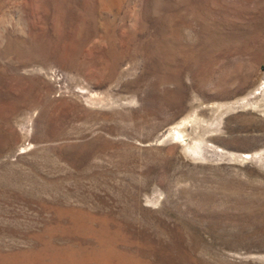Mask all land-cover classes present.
Segmentation results:
<instances>
[{
	"label": "rangeland",
	"instance_id": "374dc122",
	"mask_svg": "<svg viewBox=\"0 0 264 264\" xmlns=\"http://www.w3.org/2000/svg\"><path fill=\"white\" fill-rule=\"evenodd\" d=\"M0 264H264V0H0Z\"/></svg>",
	"mask_w": 264,
	"mask_h": 264
}]
</instances>
